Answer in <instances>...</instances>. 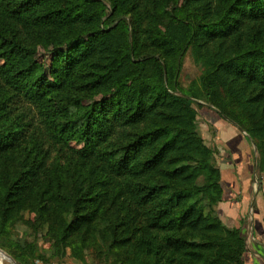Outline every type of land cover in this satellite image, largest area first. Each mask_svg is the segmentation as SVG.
I'll list each match as a JSON object with an SVG mask.
<instances>
[{
	"label": "trees",
	"instance_id": "16d2710c",
	"mask_svg": "<svg viewBox=\"0 0 264 264\" xmlns=\"http://www.w3.org/2000/svg\"><path fill=\"white\" fill-rule=\"evenodd\" d=\"M198 99L262 171L264 0H0V247L29 264L16 224L57 222L104 264H245Z\"/></svg>",
	"mask_w": 264,
	"mask_h": 264
},
{
	"label": "rangeland",
	"instance_id": "374dc122",
	"mask_svg": "<svg viewBox=\"0 0 264 264\" xmlns=\"http://www.w3.org/2000/svg\"><path fill=\"white\" fill-rule=\"evenodd\" d=\"M201 72V65L196 60L193 50L190 49L185 55L178 74L180 90L186 92ZM194 106L198 111V133L214 150L212 161L220 171L223 196L216 206L217 217L229 229V233L242 230L245 224L241 217L245 215L249 217L254 213V207L251 204L256 195L262 192L264 185V169L262 171L257 169L260 156L257 144L253 139L251 141L248 139L247 131L221 117L206 101L194 100ZM226 152L232 155L234 163L224 156ZM242 156L248 160L243 162ZM234 168L237 171L242 170L240 174L242 177L236 176ZM241 180L246 184L244 190L239 186ZM25 218L30 219V216L26 215ZM51 220L48 217V222ZM63 226L64 223L57 222L51 227L49 223L43 222L16 224V241L21 244H31L34 248L36 245L38 248H35L36 253L29 264H104L94 252L84 249H77V252H74L67 245L61 246L58 235ZM243 236L246 239L245 244L247 245L248 242L250 246L251 243L247 241L250 234L244 232ZM75 242L79 244L78 241ZM16 250L15 247H0V251L6 255V259L0 260V264H18L11 254Z\"/></svg>",
	"mask_w": 264,
	"mask_h": 264
},
{
	"label": "crops",
	"instance_id": "0c3cea01",
	"mask_svg": "<svg viewBox=\"0 0 264 264\" xmlns=\"http://www.w3.org/2000/svg\"><path fill=\"white\" fill-rule=\"evenodd\" d=\"M224 156H226L228 161L230 160L232 163H234L232 155H228V153L226 152ZM242 157V160H244L243 162H246L248 160L245 156ZM234 169L236 176L242 177L240 175L242 170L237 171L236 168ZM242 181L243 180H241V184L239 186L242 190H244L246 184L244 181ZM251 205L254 207V213L252 215H249V217L248 215L241 217L245 224V227L243 226L242 228V232H247L248 234H250V236L247 237V241L251 243V245L249 246L247 242L244 253V262L245 264H264V185L262 192L256 195V198Z\"/></svg>",
	"mask_w": 264,
	"mask_h": 264
},
{
	"label": "bare ground",
	"instance_id": "6f19581e",
	"mask_svg": "<svg viewBox=\"0 0 264 264\" xmlns=\"http://www.w3.org/2000/svg\"><path fill=\"white\" fill-rule=\"evenodd\" d=\"M4 258L6 259V255L3 252L0 251V260H2Z\"/></svg>",
	"mask_w": 264,
	"mask_h": 264
}]
</instances>
